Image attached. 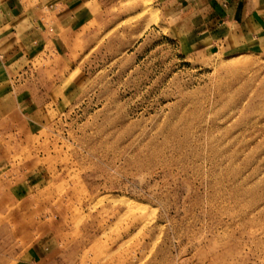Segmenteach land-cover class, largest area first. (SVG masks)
<instances>
[{
    "label": "rangeland",
    "instance_id": "374dc122",
    "mask_svg": "<svg viewBox=\"0 0 264 264\" xmlns=\"http://www.w3.org/2000/svg\"><path fill=\"white\" fill-rule=\"evenodd\" d=\"M171 1L88 0L2 66L0 264H264V51L194 44Z\"/></svg>",
    "mask_w": 264,
    "mask_h": 264
},
{
    "label": "crops",
    "instance_id": "0c3cea01",
    "mask_svg": "<svg viewBox=\"0 0 264 264\" xmlns=\"http://www.w3.org/2000/svg\"><path fill=\"white\" fill-rule=\"evenodd\" d=\"M87 1L43 0L34 8L25 4L27 0H0V73L2 66L8 69V57L22 53L26 58L37 47L58 44L63 31L92 19ZM171 4L176 12L187 13L181 25L194 44L201 39L206 47L231 52L264 51V0H172ZM50 24L54 29L49 30ZM18 106L16 101L13 107ZM45 251L43 242L31 246L17 264H41Z\"/></svg>",
    "mask_w": 264,
    "mask_h": 264
}]
</instances>
